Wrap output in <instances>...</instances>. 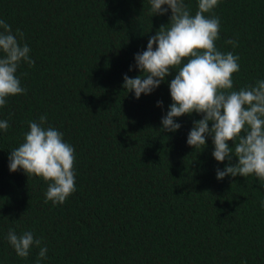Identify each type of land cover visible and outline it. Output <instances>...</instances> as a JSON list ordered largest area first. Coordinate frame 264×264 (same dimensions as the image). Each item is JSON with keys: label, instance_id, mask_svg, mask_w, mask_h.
I'll return each mask as SVG.
<instances>
[{"label": "trees", "instance_id": "1", "mask_svg": "<svg viewBox=\"0 0 264 264\" xmlns=\"http://www.w3.org/2000/svg\"><path fill=\"white\" fill-rule=\"evenodd\" d=\"M184 2L194 15L198 0ZM207 15L220 19L217 49L239 56L233 90L264 79V0H219ZM170 16L153 15L150 0H0V19L24 34L35 61L17 70L26 94L0 107L10 125L0 130V264L38 261L37 247L16 255L11 228L42 240L39 264H264V180L216 178L229 162L215 160L212 137L187 144L201 114L162 130L175 70L139 99L123 88ZM41 116L75 150L76 191L63 204L45 202L42 178L9 170L10 151Z\"/></svg>", "mask_w": 264, "mask_h": 264}, {"label": "clouds", "instance_id": "2", "mask_svg": "<svg viewBox=\"0 0 264 264\" xmlns=\"http://www.w3.org/2000/svg\"><path fill=\"white\" fill-rule=\"evenodd\" d=\"M150 4L153 15H165L170 9L169 23L149 38L146 50L135 54V67L141 75L130 78L125 74L123 88L139 99L141 94H151L175 70L169 84L172 103L161 119L162 130L175 132L181 128L176 118L201 114L202 119L193 122L187 144L200 148L212 137L215 160L229 162L223 170H216V178L254 174L264 180V79L233 90V74L240 70L239 56L217 49L220 19L207 15L219 0H198L194 15L184 0H150ZM23 35L19 29L13 33L11 25L0 19V107L6 105L7 97L27 92L17 70L21 62L34 66L35 61L27 43L20 42ZM226 43L237 46L236 40ZM157 106L162 107V101ZM45 124L46 116L29 122L23 143L10 151L9 170L22 169L28 176L42 178L48 182L45 202L63 204L76 191L75 150L64 141L62 132ZM9 127L7 120H0V130ZM233 157L236 163H232ZM261 205L264 207V201ZM7 240L20 258H27L33 247L40 249L37 264L47 258L48 248L42 247V240L34 238L31 231L18 235L11 228Z\"/></svg>", "mask_w": 264, "mask_h": 264}]
</instances>
